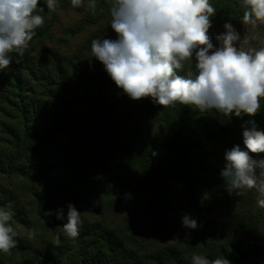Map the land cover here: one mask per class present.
<instances>
[{
  "label": "trees",
  "instance_id": "16d2710c",
  "mask_svg": "<svg viewBox=\"0 0 264 264\" xmlns=\"http://www.w3.org/2000/svg\"><path fill=\"white\" fill-rule=\"evenodd\" d=\"M210 3L216 9V15L212 17L215 21L221 25L230 21L235 28L243 27L240 23L243 8L239 0H210ZM68 8H73L71 0H58V6L52 11L46 0H40L37 13L50 24L36 32L31 42L50 38L58 11ZM178 74L186 75V71L179 70ZM52 80L54 84L60 83L55 77ZM3 81L0 76V89ZM13 87L16 98L11 100L16 103L22 120L11 124L0 122V172L19 173L32 183H40L30 228L36 234H42L40 227L52 230L60 239L59 242L50 240L25 256V251L30 248L28 241L17 236L16 247L11 252L23 256L15 258L12 254L0 253V264H192L180 247L140 255L131 246L137 242L145 222H151L154 232L160 230L167 234L176 229V225H181L184 214L195 218L199 227L183 242L192 250L208 251V237L217 235L211 232L214 230L210 218L211 203L206 196L218 199L225 191L221 169L212 164L210 145L225 142L231 147L235 144L243 147L242 125L250 127L247 122L253 120L264 129V114L233 115L230 122L222 123V117L209 111L201 112L192 105L164 107L154 104L150 97L130 99L120 90L121 95L131 100L121 109L110 103L100 90H91L85 84L81 97L86 103L91 102L95 111L66 117L73 118V122H77L74 125L81 126L85 134L100 144V149L89 158L100 173L110 172L116 160L122 163V172L99 189L68 158L57 155L59 158L49 159L48 147L58 142L59 133L66 128L62 120L48 118V115L54 117V111L50 112L44 104L26 101L27 88L22 79L15 78ZM51 185L67 196L52 198L48 189ZM72 199L89 204L100 214L107 205L134 209L128 223L130 234L124 237L116 229L81 215L83 224L78 238H67L63 234L65 221L57 220L54 215L48 217L46 211L63 207L66 214V205ZM6 201H10L9 195L0 201V205ZM253 221H250V227L254 229L257 223ZM245 241H227L206 256L210 260L224 257L230 264H264V236L253 237L250 243Z\"/></svg>",
  "mask_w": 264,
  "mask_h": 264
},
{
  "label": "clouds",
  "instance_id": "9594fccd",
  "mask_svg": "<svg viewBox=\"0 0 264 264\" xmlns=\"http://www.w3.org/2000/svg\"><path fill=\"white\" fill-rule=\"evenodd\" d=\"M40 0H0V72L19 63L30 48L44 17L37 13ZM110 27L116 38L93 39L91 54L101 62L115 85L130 99L150 97L164 107L192 105L201 112L222 117H252L260 112L264 101V0H239L243 8L241 34L230 21L225 31L209 35L216 9L210 0H107ZM50 11L58 0H46ZM73 8L85 0H71ZM95 10L96 0H87ZM255 42V44L253 43ZM258 45V46H257ZM12 54H15L13 56ZM185 70L186 75L178 74ZM242 125L243 147L233 145L224 152L220 175L224 189L231 196L257 193L256 203L264 208V129L255 121ZM48 210V217L65 221L63 234L78 238L83 224L80 211L71 202ZM14 210L0 205V253L11 254L16 247L17 232L10 221ZM187 231L199 227L190 214L181 217ZM36 233L29 230L28 238ZM192 264H230L224 257L209 259L193 255Z\"/></svg>",
  "mask_w": 264,
  "mask_h": 264
},
{
  "label": "rangeland",
  "instance_id": "374dc122",
  "mask_svg": "<svg viewBox=\"0 0 264 264\" xmlns=\"http://www.w3.org/2000/svg\"><path fill=\"white\" fill-rule=\"evenodd\" d=\"M110 5L107 0H96L95 10L88 8L87 0L85 5L79 8H68L58 11V18L51 27L50 38L42 42H30V48L25 52L23 59L10 65L9 69L0 72L3 77L2 87L0 89V122L19 123L22 117L11 99L16 98V90L13 87L15 78L23 80L27 88V102L33 101L36 105L44 104L50 112L54 111V117L48 115L51 120H62L66 128L59 133L58 142L49 146L47 156L49 159L63 156L68 158L74 167L81 170L88 180L99 189L105 187L109 179L122 172V163L116 160L110 172L102 174L89 160L90 155L100 149L94 139L85 134L80 128L74 125L73 118L69 116L76 113L94 112L95 107L91 102H85L81 97L82 88L88 84L89 89L100 90L104 97L117 108L124 109L125 104L130 99L120 94V90L105 72L101 62L97 61L91 54V41L93 39L116 38V33L110 27ZM212 19V27L209 29V35L225 31L223 25ZM93 21V22H91ZM50 22L44 19V24L37 28L35 32L42 31ZM241 34L244 27L236 28ZM264 34V29H260ZM73 32H77L74 34ZM255 44V42H253ZM258 46V45H257ZM15 56V54H12ZM52 77L59 80V84H54ZM76 86V87H75ZM73 88H76L74 91ZM59 97V100H58ZM20 104V102L18 103ZM264 107V101H261ZM54 108V110H53ZM264 114V109L260 111ZM158 131L157 127L152 126ZM0 134H2L0 132ZM210 151L213 153L212 164L222 169L224 167V152L231 146L227 143H211ZM61 148H56V146ZM47 149V147H45ZM55 155L56 157H53ZM59 155V156H57ZM264 156V153L254 154V157ZM41 187L39 182L32 183L25 179L19 173L0 172V201H4L5 196H10V201L4 202V205L10 204L14 210V215L10 223L17 236L28 241L29 249L24 255L34 253V251L46 245L50 240L59 242L52 230L41 229L42 234H36L33 239L28 238L31 222L35 217L37 207L36 191ZM52 198L61 194L53 185L48 188ZM224 196L218 199H212L207 195L206 200L210 201V218L213 222L214 230L217 237L209 236L205 252L202 248L192 250L191 246L185 241L191 231H187L181 225H176V229L169 231L154 232L151 222L144 223V229L138 235L137 242L131 246L140 255H151L156 251L165 250L167 247H180L184 254L187 255L188 261L192 263L193 255L206 256L221 244L236 239H244L246 243L253 237L264 236V208L257 206V193L252 190L245 196L238 197L229 195L226 191ZM80 211L82 216L91 220H97L110 228L116 229L124 237L130 234L128 223L133 214L132 208H117L106 206L103 213H96L93 207L80 200L71 201ZM255 220L256 227L250 226V221ZM36 233V232H35ZM15 258H21L23 255L12 253ZM10 254V256H11ZM154 262V261H153ZM10 264V263H9ZM156 264V262L152 263ZM245 264H253L247 262Z\"/></svg>",
  "mask_w": 264,
  "mask_h": 264
}]
</instances>
